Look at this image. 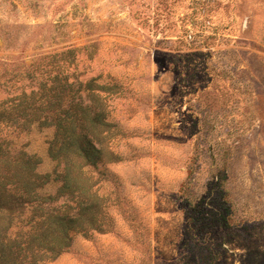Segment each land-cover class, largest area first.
Here are the masks:
<instances>
[{
  "label": "rangeland",
  "instance_id": "374dc122",
  "mask_svg": "<svg viewBox=\"0 0 264 264\" xmlns=\"http://www.w3.org/2000/svg\"><path fill=\"white\" fill-rule=\"evenodd\" d=\"M70 49L111 85L109 225L45 264H264V0H0V79Z\"/></svg>",
  "mask_w": 264,
  "mask_h": 264
},
{
  "label": "trees",
  "instance_id": "16d2710c",
  "mask_svg": "<svg viewBox=\"0 0 264 264\" xmlns=\"http://www.w3.org/2000/svg\"><path fill=\"white\" fill-rule=\"evenodd\" d=\"M76 58L73 49L46 54L0 79V264H45L70 247L75 232L109 225L94 171L114 127L111 85L84 78ZM34 130L50 133L51 171L18 143Z\"/></svg>",
  "mask_w": 264,
  "mask_h": 264
}]
</instances>
